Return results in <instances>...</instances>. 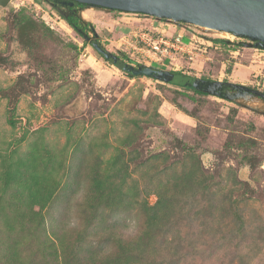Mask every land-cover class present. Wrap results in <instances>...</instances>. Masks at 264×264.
<instances>
[{"label": "rangeland", "instance_id": "obj_1", "mask_svg": "<svg viewBox=\"0 0 264 264\" xmlns=\"http://www.w3.org/2000/svg\"><path fill=\"white\" fill-rule=\"evenodd\" d=\"M18 11L40 27L16 25ZM137 19L182 34L192 59L172 50L155 62L118 46ZM95 46L161 74L129 77ZM169 71L212 83L195 93L169 84ZM195 167L209 188L187 211L175 197ZM160 195L179 215L164 236V220L149 225ZM208 203L228 209L217 234L186 218L201 209L211 222ZM125 254L134 264H264V48L142 13L0 0V264H124Z\"/></svg>", "mask_w": 264, "mask_h": 264}, {"label": "water", "instance_id": "obj_2", "mask_svg": "<svg viewBox=\"0 0 264 264\" xmlns=\"http://www.w3.org/2000/svg\"><path fill=\"white\" fill-rule=\"evenodd\" d=\"M112 10L142 13L246 36L264 43V0H71ZM3 4V2H1ZM105 58L108 53L95 46ZM151 67L133 70L151 76Z\"/></svg>", "mask_w": 264, "mask_h": 264}, {"label": "trees", "instance_id": "obj_3", "mask_svg": "<svg viewBox=\"0 0 264 264\" xmlns=\"http://www.w3.org/2000/svg\"><path fill=\"white\" fill-rule=\"evenodd\" d=\"M47 1H49L55 8H57L58 5H60V6L64 5L68 8V10H71L72 7L76 6V5H84V4L77 3V2H74L71 0H47ZM61 16L66 21V23L79 36L86 37V35H85L86 29H83V27L77 25V20L75 17H73V14L71 12H69L66 15H63V13H61ZM15 17H19L16 25H18V23L22 27L24 25H26L29 29H33V30H37L40 27L31 18L24 15V13L22 11H18ZM45 29L44 30L46 32L51 33L50 29H48L47 27H45ZM214 41L215 42H222V43L227 42V40H225V39H214ZM261 46L264 48V43H261ZM105 60L106 61L109 60L118 69L124 71L127 74V76H129V77L135 76L132 73L133 70L131 69V67H129V65H127L126 62H123L120 57H116V56L114 57V55L108 53V58H105ZM156 74H157L156 76H158L161 73H160V71L159 72L157 71ZM169 75H170V79L168 80L169 84H172V85L184 88V89H192L195 93H199V94H204L206 88L212 83L210 80L198 79L196 77H192L190 75L182 73L181 71H169ZM148 77H153V76H148ZM161 78H164V76H161ZM163 160H166L165 155L163 157ZM197 167L189 170L188 172H184L182 174V177L180 178L181 189L186 190V191L184 194H182L179 197L174 196L176 198L175 201L177 203H182V201H184V203H182L181 209L186 208L187 211L190 209V207H192V204L187 203L186 200L194 199V197L197 193H202V192L205 193L208 191V188H209V185H207L204 182V179L200 180V177H198L197 179L196 178L194 179L193 176L196 175V172H198ZM165 168H168V165ZM95 183L100 188H101V185L104 184V182L98 178L95 179ZM100 193L103 194L106 199L109 198V196H110L109 195L110 192L105 193V191H101ZM172 198L173 197H164V196L160 195V197H159L158 201L155 203V205L153 207H150L149 225H150V227H152L151 231L155 232L156 228H157V226H155V224L158 222H161L162 220H164L168 224V225L163 224L165 226L160 227V232L161 231L163 232V233L161 232L162 234L160 233V236H162L164 234V232L168 231V229H171V225H173L174 221L179 220V218H178L179 215L177 214V212H175L173 210V207H172L173 206V204H172L173 199ZM178 201H180V202H178ZM210 206H211V204L208 203V205L206 207H204V211L207 212V214H209V216H211V218H213L212 221L210 219L211 222L206 221L205 220L206 217H202L201 209L196 210L194 212L192 211L191 216H189L190 214H188L186 216V218H188L187 220L189 222L190 221L191 222L196 221L198 223V225L200 227H197V229H198L200 234H202V233L217 234L220 231V227L224 225V222H223L224 218L227 217L228 209L226 207H223L224 205H222L221 207L217 206L214 209V211L208 210V208H210ZM181 209H180V212H181ZM216 213H220V215L217 216ZM185 215H186V213H185ZM237 218H239V216ZM212 224L215 227H213ZM176 235H178V234H176ZM177 237H179V236H177ZM174 238H176V237H172V240H174ZM179 238L181 239V237H179ZM137 244H139V243L138 242L134 243V245H137ZM137 249H139V248H137ZM137 255H140V254H137ZM124 259H125L124 264H134V262H136L138 260V259H134V257L129 258L126 254H125ZM143 264H148V262L143 263Z\"/></svg>", "mask_w": 264, "mask_h": 264}, {"label": "built area", "instance_id": "obj_4", "mask_svg": "<svg viewBox=\"0 0 264 264\" xmlns=\"http://www.w3.org/2000/svg\"><path fill=\"white\" fill-rule=\"evenodd\" d=\"M135 22V28L133 27V29L129 30L126 34H123L120 37L121 42L118 43V46L123 44L126 46L129 42H131L130 45L133 50L137 49L142 53L145 52V56L149 58V60L155 62L160 61L161 58L167 60L169 56L172 61L174 59V57L170 54L172 50L183 52L187 55L189 60L192 59V56L189 55L190 50L184 49L186 44H184L182 34L177 33L174 36V33H170L169 35H165L164 31L160 29L159 24L154 25L151 21L148 25H139L136 27L140 21L137 19ZM173 32H175V30Z\"/></svg>", "mask_w": 264, "mask_h": 264}, {"label": "bare ground", "instance_id": "obj_5", "mask_svg": "<svg viewBox=\"0 0 264 264\" xmlns=\"http://www.w3.org/2000/svg\"><path fill=\"white\" fill-rule=\"evenodd\" d=\"M201 27H204V26H201ZM204 28H207V27H204ZM209 29H211V28H209ZM212 30L218 32L223 37H227V35H228V33L225 31H219V30H215V29H212ZM258 104H260V103H258Z\"/></svg>", "mask_w": 264, "mask_h": 264}]
</instances>
